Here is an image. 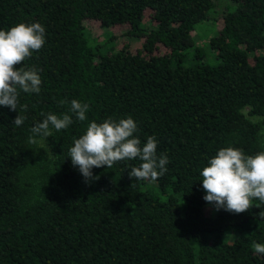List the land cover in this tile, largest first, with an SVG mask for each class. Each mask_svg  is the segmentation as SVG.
I'll return each instance as SVG.
<instances>
[{
	"label": "trees",
	"instance_id": "trees-1",
	"mask_svg": "<svg viewBox=\"0 0 264 264\" xmlns=\"http://www.w3.org/2000/svg\"><path fill=\"white\" fill-rule=\"evenodd\" d=\"M234 1L209 40L211 64L193 32L212 0H0V30L39 22L46 39L22 65L38 69L41 91H21L19 112L0 106V264H264L252 247L264 243V209L217 211L200 181L223 147L264 151L261 124L243 112L264 116V0ZM87 21L128 25L144 42L115 49L114 35L92 37ZM73 99L89 105L87 120L72 114L49 147L28 142ZM129 116L142 145L156 138L167 172L133 181L137 159L94 168L100 178L86 182L68 157L74 138Z\"/></svg>",
	"mask_w": 264,
	"mask_h": 264
},
{
	"label": "clouds",
	"instance_id": "clouds-1",
	"mask_svg": "<svg viewBox=\"0 0 264 264\" xmlns=\"http://www.w3.org/2000/svg\"><path fill=\"white\" fill-rule=\"evenodd\" d=\"M46 43L45 27L39 22L18 23L7 30H0V106L19 112V95L41 91L42 79L35 67L25 68L23 63L31 58L33 52L41 50ZM17 65H21L17 67ZM63 103V102H61ZM23 105V110H27ZM89 105L73 99L69 113L58 116L48 113L42 122L31 128L28 142L37 143L39 139L53 136L52 129L64 130L73 123V115L83 122L87 120ZM25 117L18 114L13 120L17 127L23 125ZM137 122L131 117L120 120L106 119L102 123L92 121L79 138H74V146L69 150L72 166L78 168L85 181L98 180L94 168L122 161L139 160L140 164L130 168L129 176L133 181L151 182L158 180L167 172L168 157L157 155V140L149 136L146 143L135 135ZM204 200L219 211L241 214L252 208L258 200L264 204V151L248 155L242 149L223 147L210 158L208 165L200 173ZM264 220V210L257 214ZM255 253L264 254V243L253 242Z\"/></svg>",
	"mask_w": 264,
	"mask_h": 264
},
{
	"label": "rangeland",
	"instance_id": "rangeland-1",
	"mask_svg": "<svg viewBox=\"0 0 264 264\" xmlns=\"http://www.w3.org/2000/svg\"><path fill=\"white\" fill-rule=\"evenodd\" d=\"M213 6L210 12V19L199 24L197 29L193 32V36L197 41V44L201 46V48L206 53V59L211 64L218 63V59L216 57V52L212 50L210 47L209 40L210 38L217 33V29L222 25V19L217 20L220 15H224L227 11L234 9L236 4L234 0H212ZM86 26L88 31L91 33L92 37L97 38L99 40L108 39L110 34L114 35V44L115 49H119L123 45H129L133 51H136L144 42V38L135 37L128 34L129 26L128 25H116L111 27H104L100 22L97 21H87ZM111 44H108L105 48H110ZM166 48L161 47L158 52L164 53L166 52ZM264 52V51H263ZM262 52V53H263ZM198 59L193 58V56L189 57L187 63H195ZM251 108L245 107L243 112L249 117L251 120L259 122L262 126L261 128V138L264 142V116L252 115L250 114ZM50 137L46 139H41L40 142L43 146H50Z\"/></svg>",
	"mask_w": 264,
	"mask_h": 264
}]
</instances>
